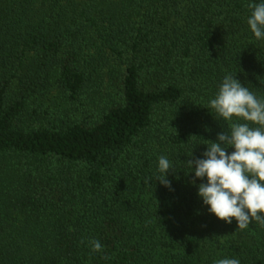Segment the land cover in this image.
Returning a JSON list of instances; mask_svg holds the SVG:
<instances>
[{"label": "trees", "instance_id": "trees-1", "mask_svg": "<svg viewBox=\"0 0 264 264\" xmlns=\"http://www.w3.org/2000/svg\"><path fill=\"white\" fill-rule=\"evenodd\" d=\"M250 2L0 0V264H264L187 164L228 130L225 75L264 99Z\"/></svg>", "mask_w": 264, "mask_h": 264}, {"label": "clouds", "instance_id": "clouds-1", "mask_svg": "<svg viewBox=\"0 0 264 264\" xmlns=\"http://www.w3.org/2000/svg\"><path fill=\"white\" fill-rule=\"evenodd\" d=\"M247 7L251 10L247 19L251 32L256 40H264V0L250 2ZM209 108L228 130L219 133L216 142L206 140L204 158L193 159L192 152L187 160L197 195L219 221L232 224L235 220L240 231L253 222L264 227V99L228 74L209 101ZM229 149L233 150L230 154ZM173 168L167 157L160 156L156 181L171 189L167 174ZM196 180L206 183L196 185ZM88 245L92 253L103 250L99 240L91 239ZM214 264H240V260L223 258Z\"/></svg>", "mask_w": 264, "mask_h": 264}]
</instances>
